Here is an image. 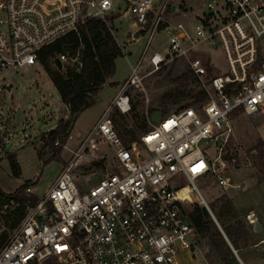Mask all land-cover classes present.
Here are the masks:
<instances>
[{
  "label": "built area",
  "instance_id": "2783aa9c",
  "mask_svg": "<svg viewBox=\"0 0 264 264\" xmlns=\"http://www.w3.org/2000/svg\"><path fill=\"white\" fill-rule=\"evenodd\" d=\"M130 1L134 31L143 26L148 42L156 31L168 35L166 51L150 55V71L183 57L207 100L162 113L157 123L146 111L149 129L139 140L125 141L111 113L130 111L128 89L143 78L134 67L76 158L43 192L32 185L0 187V264H182L186 253L199 250L184 207L192 192L206 204L195 181L230 188L231 167L243 166L233 117L264 115V0H213L194 23H171L179 10L172 0ZM112 11L110 0H0V72L39 65L44 47L78 33L89 19L106 21ZM202 43L221 48L223 73L196 51ZM77 56L60 53L51 64L78 62ZM10 136L0 119V159ZM98 139L112 149L114 165L86 187L77 181V158L86 146L98 150ZM233 151L237 157L230 161ZM245 219L252 226L256 217L248 212Z\"/></svg>",
  "mask_w": 264,
  "mask_h": 264
},
{
  "label": "rangeland",
  "instance_id": "374dc122",
  "mask_svg": "<svg viewBox=\"0 0 264 264\" xmlns=\"http://www.w3.org/2000/svg\"><path fill=\"white\" fill-rule=\"evenodd\" d=\"M116 17L113 20V31L123 54L115 59V71L106 79L95 97V104L79 112L72 122L67 141L59 153V158H52V144L48 139V132L54 128L58 120L67 117V108L60 101L59 95L51 83L48 74L40 65L27 67L18 72L10 70L0 72V119L4 127L11 130V140L3 150L4 157L0 159V187L5 191H12L24 182L32 184L35 193L43 192L55 179L61 167L68 161L75 159V152L82 141L99 119L102 112L111 104V99L119 90L124 80L133 73V68L139 76L143 77L138 86L128 89L131 105L137 103L136 110L148 111L162 102V95L168 92L184 90L185 92L197 91L198 83L188 75L184 81L179 76L188 72L186 60L181 57L164 65L159 70L151 72L150 55L155 51H166L167 33L156 31L149 42V33L144 32L134 39L131 30H128L132 19L127 14V6L131 1L110 0ZM178 4V14L172 17L171 23L181 21L194 23L197 16L213 0H172ZM219 1V0H216ZM196 51L205 52L217 72L226 70L225 59L221 48L211 43L200 44ZM199 56H202L200 53ZM53 67V66H52ZM4 75L3 79L1 76ZM9 86L10 90L6 87ZM193 104V98L182 97L178 101L164 103L162 113L179 111L181 105ZM190 104V105H191ZM21 110V120H15L16 108ZM162 108V107H161ZM116 111V109H113ZM153 112V111H152ZM124 124L130 127L132 111L125 113ZM233 125L237 141L241 143L237 153L243 166L230 169L233 186L223 188L211 179L199 178L195 184L203 197L209 210L216 212L223 199H229L239 211H246L252 205L257 208L260 199H263L264 186L256 188L264 178V173L258 170L255 164V152L249 153L260 140L264 143V115L255 119L248 118L240 113L233 117ZM59 139H56L58 142ZM98 150L88 146L77 158V181L90 187L109 170L112 171L114 159L112 149L97 140ZM8 149V150H7ZM9 154H14L20 166L21 174L14 176L7 159ZM104 160V165L93 171H85L94 161ZM254 162V166H253ZM83 176V177H81ZM186 184V183H185ZM238 187L235 188L234 186ZM192 201L185 202L184 207L189 211L193 203H199L200 198L196 192L189 193ZM254 198V201H250ZM252 202V204H249ZM258 207H262L258 205ZM256 210V209H255ZM264 210V209H263ZM211 211V212H212ZM260 211V209H258ZM212 212V213H213ZM261 212V211H260ZM214 215V214H213ZM199 251H205L207 242L200 240ZM245 264H262L260 259H254V254H243ZM189 258H181L182 264H187Z\"/></svg>",
  "mask_w": 264,
  "mask_h": 264
},
{
  "label": "trees",
  "instance_id": "16d2710c",
  "mask_svg": "<svg viewBox=\"0 0 264 264\" xmlns=\"http://www.w3.org/2000/svg\"><path fill=\"white\" fill-rule=\"evenodd\" d=\"M115 17V14H110L106 21L99 18L89 19L78 33H68L39 52V65L48 74L60 101L67 108V117L60 118L57 125L47 134L53 146L51 149L52 158H59V153L69 136L72 122L79 112L95 104V97L100 88L115 71L116 57L123 54L113 31L112 22ZM64 52L73 57L78 55V62L64 63L60 68L52 65L51 59ZM188 75L197 82V79L189 72L180 75L179 79L184 81ZM182 97H191L193 102L207 100L206 92L200 88L194 92L177 90L174 93L163 94L160 106L163 109L164 103H174ZM190 104L181 105L179 110L188 107ZM136 105L137 103H133L130 108V111L133 112L131 115L133 124L130 127H126L122 122L126 114L117 110H113L111 113L117 133L128 142L139 140V136L149 129L145 112L135 111ZM152 111L153 108H150L147 112L151 113ZM56 139L59 141L54 145ZM254 152L255 164L258 170L264 173V143L262 141L259 140L255 146L249 149L251 155ZM236 157V153L233 151L231 156L227 158L231 161L232 158ZM7 159L12 174L19 176L21 169L15 155L9 154ZM104 162L102 159L94 161L85 171L96 170L102 167ZM261 181L264 185V178H261ZM33 183L35 182L26 181L22 187ZM20 200L23 202L25 198L21 196ZM34 200L35 197H32V201ZM246 213L247 211L239 212L229 199L224 200L223 197L218 210L213 212L218 225L213 221L204 205L193 203L191 209L187 211L199 242L200 240L207 242V248L214 251L218 264H240L237 255L243 260L241 251L251 248L259 241V236L254 234L252 226L245 219ZM17 221H19V217L15 220V222ZM209 250L207 254L205 253L207 259Z\"/></svg>",
  "mask_w": 264,
  "mask_h": 264
},
{
  "label": "crops",
  "instance_id": "0c3cea01",
  "mask_svg": "<svg viewBox=\"0 0 264 264\" xmlns=\"http://www.w3.org/2000/svg\"><path fill=\"white\" fill-rule=\"evenodd\" d=\"M127 1H130V0H127ZM132 23L133 22L130 23V25L128 27V30H131V32L133 34L134 33V29H133V24ZM117 91H116V93H117ZM116 93L114 94V96L116 95ZM113 97H112V99H113ZM261 186H264V185L263 184H259V185H257L256 188L258 189ZM262 192H263V199H264V191H262ZM250 201H254V198L251 199ZM260 201H261V203H258V205H261L262 207H258V205H257V208H256L254 206V204H252V202H249V204H252V205H250L251 207L249 209H246L247 213L248 212H253L254 216L258 220H260L261 229L257 233L255 231H253L255 235L259 236L258 237L259 241L254 246H252L251 248L243 249L241 251V254H242V258H243V254H245L247 251L251 252V254H254V259H260L262 261V264H264V260H263L264 259V210H263L264 209V201L261 200V199H260ZM258 209H260L261 212L258 211ZM208 250L209 249L207 247H206L205 251L203 250V252L202 251L200 252L199 250H195V251H193L191 253H186V255L183 258L187 257V258L190 259L187 264H218L217 261H216L215 255H214V251L209 250V257H208V259L206 258L205 253L207 254ZM237 257L239 259L240 264H245L244 258L242 260L238 255H237Z\"/></svg>",
  "mask_w": 264,
  "mask_h": 264
},
{
  "label": "water",
  "instance_id": "95a60500",
  "mask_svg": "<svg viewBox=\"0 0 264 264\" xmlns=\"http://www.w3.org/2000/svg\"><path fill=\"white\" fill-rule=\"evenodd\" d=\"M175 6H176V5L173 4V5H172V9H174ZM143 31H144V27H143V26L138 27V28L134 31V33L132 34L133 38H134V39L138 38V37L141 35V33H142ZM55 65H56L58 68H60L61 63H60V61H59L58 59L55 60ZM6 89H7V90H10V87L7 86ZM21 114H22V113H21L20 108L17 107V108H16V116H15V120H16L17 122H19V121L21 120ZM161 115H162V108H161V106L157 105V106L154 107L153 112L150 114V120H151L153 123H157V122L160 120ZM203 205H204L205 208L207 209V211H208L209 215L211 216V218L213 219V221L217 224V221H216V219H215L213 213L209 210V208L207 207L206 204H203ZM217 225H218V224H217ZM218 227H219V226H218ZM252 228H253V230H254L256 233L259 232V230L261 229V223H260V220H258V219L256 218V219L254 220V224L252 225ZM219 229H220V228H219Z\"/></svg>",
  "mask_w": 264,
  "mask_h": 264
}]
</instances>
